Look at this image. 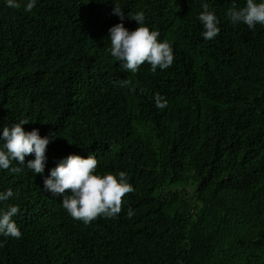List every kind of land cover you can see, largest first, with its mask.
Here are the masks:
<instances>
[{
    "label": "trees",
    "instance_id": "obj_1",
    "mask_svg": "<svg viewBox=\"0 0 264 264\" xmlns=\"http://www.w3.org/2000/svg\"><path fill=\"white\" fill-rule=\"evenodd\" d=\"M116 2L171 42L169 68L132 73L110 55L113 0H37L31 12L0 0V129L27 119L26 131L56 133L43 174L0 170V191L14 192L0 206H19L22 232L0 236V264H264V25H233V0H207L220 32L205 40L203 0ZM73 153L126 171L134 191L117 216L85 224L44 190Z\"/></svg>",
    "mask_w": 264,
    "mask_h": 264
},
{
    "label": "clouds",
    "instance_id": "obj_2",
    "mask_svg": "<svg viewBox=\"0 0 264 264\" xmlns=\"http://www.w3.org/2000/svg\"><path fill=\"white\" fill-rule=\"evenodd\" d=\"M113 14L118 15L120 22L108 30L107 40L109 52L118 60L125 71L135 73L145 62L150 65L151 72L157 68L161 71L169 68L174 62V51L167 39H158L159 32L145 23L143 10L126 14L124 9L113 0ZM6 6L19 9L21 0H4ZM37 0H24L23 10L31 12ZM202 11L198 15L205 40L214 39L220 32V19L210 10L207 0H203ZM130 16L138 23V27L130 30L124 24L125 16ZM226 16L233 25L246 24L254 29L257 24L264 25V0H245L244 6L239 7L236 0L226 11ZM130 82L121 81V86ZM154 103L158 109L168 105L166 97L160 93L154 94ZM29 120L21 119L10 126L0 129V170L6 169L11 173H21L24 168L34 175L43 174L46 165V149L56 133L40 134L38 128L25 130L23 127ZM34 154L25 166V157ZM15 162V165H13ZM98 160L93 153L88 156L69 154L59 160L44 177L43 188L54 196H62L61 203L68 214L83 223L88 224L98 216L113 218L122 209V199L126 193L134 191L126 171L101 172L97 171ZM67 190V191H66ZM14 196L11 188L0 191V202ZM19 206L9 204L0 206V236L20 238L21 229L13 217L19 212ZM126 215L132 218L134 210L128 208Z\"/></svg>",
    "mask_w": 264,
    "mask_h": 264
}]
</instances>
